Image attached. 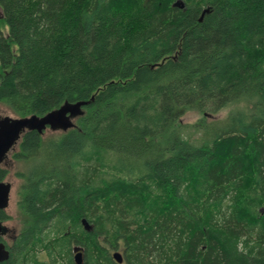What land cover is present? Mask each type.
I'll return each instance as SVG.
<instances>
[{"label":"trees","instance_id":"16d2710c","mask_svg":"<svg viewBox=\"0 0 264 264\" xmlns=\"http://www.w3.org/2000/svg\"><path fill=\"white\" fill-rule=\"evenodd\" d=\"M176 1L0 0V104L90 101L19 142L37 163L0 264H76L72 243L83 264H264V0Z\"/></svg>","mask_w":264,"mask_h":264},{"label":"water","instance_id":"95a60500","mask_svg":"<svg viewBox=\"0 0 264 264\" xmlns=\"http://www.w3.org/2000/svg\"><path fill=\"white\" fill-rule=\"evenodd\" d=\"M174 7L183 9V0H177ZM210 9L206 8L200 18L203 20L205 14ZM1 18V17H0ZM90 104V101H81L74 104L65 103L62 107L54 110L42 117L32 115L27 117H2L0 118V164L8 157L10 151L19 144L23 136L30 131H38L44 134L47 130L52 132H66L74 127L73 121L83 114V107ZM12 185L9 182H0V210L6 209L10 204ZM82 224L87 231H91L92 226L83 219ZM4 227L0 224V232ZM74 261L76 264H83L84 250L80 246L73 247ZM10 252L3 242H0V263L9 258ZM114 260L122 264L123 254L119 251L113 253Z\"/></svg>","mask_w":264,"mask_h":264},{"label":"rangeland","instance_id":"374dc122","mask_svg":"<svg viewBox=\"0 0 264 264\" xmlns=\"http://www.w3.org/2000/svg\"><path fill=\"white\" fill-rule=\"evenodd\" d=\"M2 27L6 29V26L2 25ZM240 107H241L240 104H236L235 106L226 107L222 111H220L217 115H215V118L208 119V122L212 121L213 119L222 120L229 114L230 111L235 110L234 108H240ZM6 116L17 117L5 104H0V118L6 117ZM200 118H201V114L196 113V112H190L182 118V122L191 124V123L196 122ZM51 133L53 132L50 130H47L45 132V135L48 136V135H51ZM17 150H18V146L8 156L5 163L3 164L4 166L10 169V174H9V178L7 181L12 184L11 200H10V204L7 209V212L13 218L11 219V221H9L6 224V226L11 230V237H14L15 235L19 233V231L23 227L22 225H23V219H24L23 214L20 213L19 207L17 206V200H19V196H18L19 189L24 181L23 179L17 176V173H27L29 170H31L32 167H34L33 165L37 163L35 161L31 163H25L23 161L15 160L13 157V154ZM74 245H77V244L72 243V247H71L72 254H73ZM114 252L116 251L112 250V253ZM119 252L123 253L122 251H119ZM39 256L41 258L47 259L46 253L43 251H41V253L39 252Z\"/></svg>","mask_w":264,"mask_h":264},{"label":"flooded vegetation","instance_id":"af4514ba","mask_svg":"<svg viewBox=\"0 0 264 264\" xmlns=\"http://www.w3.org/2000/svg\"><path fill=\"white\" fill-rule=\"evenodd\" d=\"M17 146H19V145H16L11 151H10V153H9V155L15 150V148L17 147ZM16 152H14V154H15ZM13 154V155H14ZM8 155V156H9ZM8 158V157H7ZM6 161V160H5ZM5 161L2 163V164H0V167L1 168H5V169H7L8 170V175H7V177L5 178V180H4V182H8L7 180H8V178H9V174H10V169L8 168V167H6V166H4L3 164L5 163ZM3 182V181H2ZM12 185V184H11ZM10 200H11V197H10ZM18 202H19V200H17V206H18ZM7 209L8 208H6V209H3V210H0V224L4 227V230H2L1 232H0V238H1V240L2 241H5V242H3L5 245H6V247L8 246L7 244L9 243V244H12L13 242H12V240H14V238L17 236V235H15L14 237H11V230L6 226V224L9 222V221H11V219L13 218L10 214H8V212H7ZM6 217V218H5ZM1 241V242H2ZM75 246H79V245H74L73 247H75ZM81 247V246H80ZM8 249V248H7ZM9 250V249H8ZM74 255V254H73Z\"/></svg>","mask_w":264,"mask_h":264}]
</instances>
